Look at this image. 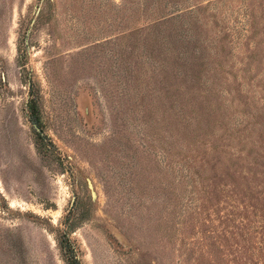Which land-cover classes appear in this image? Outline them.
I'll return each mask as SVG.
<instances>
[{
    "label": "rangeland",
    "instance_id": "obj_1",
    "mask_svg": "<svg viewBox=\"0 0 264 264\" xmlns=\"http://www.w3.org/2000/svg\"><path fill=\"white\" fill-rule=\"evenodd\" d=\"M73 259L264 264V0H0V264Z\"/></svg>",
    "mask_w": 264,
    "mask_h": 264
},
{
    "label": "trees",
    "instance_id": "obj_2",
    "mask_svg": "<svg viewBox=\"0 0 264 264\" xmlns=\"http://www.w3.org/2000/svg\"><path fill=\"white\" fill-rule=\"evenodd\" d=\"M33 121L34 123H37V119H34ZM70 264H78V262L76 261V259H73Z\"/></svg>",
    "mask_w": 264,
    "mask_h": 264
},
{
    "label": "water",
    "instance_id": "obj_3",
    "mask_svg": "<svg viewBox=\"0 0 264 264\" xmlns=\"http://www.w3.org/2000/svg\"><path fill=\"white\" fill-rule=\"evenodd\" d=\"M37 130V129H36ZM38 131V130H37Z\"/></svg>",
    "mask_w": 264,
    "mask_h": 264
}]
</instances>
